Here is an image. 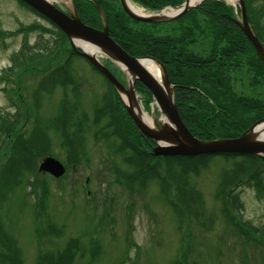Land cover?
<instances>
[{"label":"rangeland","instance_id":"1","mask_svg":"<svg viewBox=\"0 0 264 264\" xmlns=\"http://www.w3.org/2000/svg\"><path fill=\"white\" fill-rule=\"evenodd\" d=\"M50 1L74 11L72 0ZM251 1L253 7L264 9V0ZM227 3L238 8V2ZM56 35L50 21L18 0H0V126L4 118L20 120V124L11 123L6 138L3 134L8 132L0 130V139L7 140L0 163L15 133L27 136L40 127L49 139L47 151L37 157L35 171H24L23 183L9 191L0 205L2 230L14 239L22 264H37L40 253L64 251L72 241L79 245L72 264H264V178L259 187L225 185L222 190L224 174L241 158L215 156L198 167L183 163L185 187L193 191L190 202L195 209L187 206L196 212L184 215L174 208L184 205L176 186L163 189L164 179L168 181L164 161V179L151 177L143 185L129 182L126 177L135 171L127 160L129 150L120 149L118 136L103 133L108 132L111 115L95 121V112L112 86L82 56L68 60L73 49L69 37L61 41L60 57L38 51L45 45L42 39L53 40ZM27 46L39 57L13 62L14 54ZM101 60L127 84L116 63L102 56ZM59 65L67 77L42 86ZM247 83L236 80L235 90L252 95L245 89ZM138 94L143 106L147 105L143 93ZM151 108L150 104L147 112ZM71 112L62 129L58 117ZM159 114L156 110L155 115ZM77 117L85 118L86 125L80 131L82 145L73 150L65 138L76 132ZM48 155L67 166L61 178L38 172V164ZM174 167L176 173L183 170L181 164ZM29 179L34 185L31 192L26 186ZM229 189L238 194L240 209L226 201ZM50 225L56 232H49ZM4 249L0 241V252L9 255Z\"/></svg>","mask_w":264,"mask_h":264},{"label":"trees","instance_id":"2","mask_svg":"<svg viewBox=\"0 0 264 264\" xmlns=\"http://www.w3.org/2000/svg\"><path fill=\"white\" fill-rule=\"evenodd\" d=\"M18 1L39 14L23 0ZM97 1L104 11L110 35L129 54L136 57L151 56L165 66L173 86L180 116L197 138L202 140L236 138L257 120L264 118V60L239 26L234 6L224 0H204L173 21L147 23L129 16L118 0ZM132 1L148 10L158 11L168 5H180L184 0ZM245 3L249 23L264 45V9L253 7L251 0H245ZM73 4L85 23L96 28L103 27L104 19L92 0H73ZM54 26L57 29L56 37L53 40L42 39L45 45L38 51L54 53L55 57H60L61 41L68 39V36L57 25ZM206 44L208 47H205ZM33 49L28 46L21 48L14 54L15 58H12V61L15 63L31 62L39 57L38 52ZM74 55L80 54L72 49L68 60H71ZM63 71H65L63 66H57L42 86L50 87L52 83L62 81L67 77ZM115 73L120 75L117 71ZM243 79L248 82L245 89L252 91V95L241 94L235 90V81ZM137 89L143 93L148 102L152 99L151 90L142 82H137ZM105 100L103 106L95 112V121L106 114L111 115L112 120L108 132L103 133L104 136H118L121 140L120 149L123 147L129 150L130 155L127 160L134 165L135 171L126 177L127 180L129 182L139 181L143 185L151 177H161V167L164 161L168 170V181L167 178L161 177L164 179L163 189L167 191L171 184L176 186L177 195L184 204L174 206L179 215L190 211L189 207L194 208L192 207L194 203L190 202L193 191L185 187L187 181L184 171L187 169L183 163L190 162L194 167H198L215 156L241 158L231 172L224 174L222 190L225 185L232 189L242 185L249 187L262 185L263 155L231 153L196 156L154 155L152 149L157 142L138 129L114 88L110 89V94L106 95ZM146 107L149 108L148 103ZM70 114L72 115V112L61 113L58 117L57 121L64 125L62 129L67 127ZM11 118H4L0 126V130L5 129L8 132L3 134L5 138L9 135L12 124H20L16 116ZM73 125H75L76 132L74 135L67 133L65 139L74 150L82 145L80 131L82 132L86 125L85 118L77 117ZM15 134L13 141L8 139L7 146L10 150L0 163V205L9 191L23 183L24 178L21 174L24 171L27 173L35 171L37 157L43 155L49 145L47 134L40 127L27 136ZM3 136L0 139V155L7 142ZM155 160H158V164ZM177 164L183 165V170H179L178 173L174 171V166ZM26 186L31 192L34 187L32 180H27ZM225 199L232 208L240 209L239 196L231 192V189L225 194ZM56 229L55 226L50 225L49 232H56ZM0 241L6 249L4 250L9 252L7 256L0 252V264H22L20 250L16 247L12 236L2 230L1 223ZM78 249V242L72 241L64 251L40 253L37 264H72Z\"/></svg>","mask_w":264,"mask_h":264},{"label":"water","instance_id":"3","mask_svg":"<svg viewBox=\"0 0 264 264\" xmlns=\"http://www.w3.org/2000/svg\"><path fill=\"white\" fill-rule=\"evenodd\" d=\"M33 9L50 19L69 37L73 50L78 54L86 57L99 71H101L115 86L119 95L122 98L121 91L126 90L125 86L113 73V71L105 65L96 55L89 53L82 46L77 45L75 40L85 41L94 45L98 50H103L111 61L116 63L123 71L124 67L131 69L136 74V81H141L152 92L153 98L161 106L168 116L169 123H156V128L149 127L143 122L141 117L135 112L132 106L126 105L128 113L135 121L139 130L146 136L154 139L157 146L153 148V154L159 155H181V156H196L201 154H216V153H231V154H252L264 156V140L255 138L252 131L264 121V118L257 120L250 128L236 138H220L215 140H202L193 135L190 129L182 120L175 100L173 87L169 80L167 69L160 61L151 57H136L129 54L123 49L110 35L108 24L105 18L104 11L97 0H93L98 8L101 16L104 19L103 27L96 28L85 23L78 13L75 11L67 13L52 3L50 0H23ZM204 0L192 2V0H184L180 5L174 8H179L178 12L170 17L157 19L153 15H138L133 13L126 6L125 0H120L123 10L132 18L147 23L166 22L177 19L183 16L188 10L196 7ZM228 1V0H226ZM240 7L241 17L237 18L238 24L253 43L257 53L264 60V45L259 40L253 27L250 25L246 6L243 0H235ZM173 6H165L160 11ZM152 58L155 59L162 68L163 82L167 89H171L173 98L169 99L159 87L153 76L139 63L140 59ZM124 72V71H123ZM124 101V100H123ZM42 172H49L55 177H61L66 172L65 165L58 159L52 156L45 157L38 166Z\"/></svg>","mask_w":264,"mask_h":264},{"label":"bare ground","instance_id":"4","mask_svg":"<svg viewBox=\"0 0 264 264\" xmlns=\"http://www.w3.org/2000/svg\"><path fill=\"white\" fill-rule=\"evenodd\" d=\"M61 1V0H60ZM199 1V0H192V2ZM232 3L236 2L235 0H228ZM67 2V1H66ZM126 6L130 11H132L135 14L138 15H153L157 19H162L165 17H170L177 13L180 9L179 8H167L163 10L162 12L153 13L150 11L145 10L142 6L138 5L137 3L133 2L132 0H125ZM179 9V10H178ZM75 43L77 45L82 46L84 49H86L89 53L94 54L101 58V56H110L109 54H106L103 52V50H98L94 45L80 40H75ZM102 56V57H103ZM113 58L112 56H110ZM115 60V58H113ZM139 63L153 76V78L157 81L159 87L161 90L165 93L167 97H169L170 100H172L173 95L171 89H167L164 86L163 82V73L161 65L152 58H143L139 60ZM124 73L126 74V78L128 81V87L126 90L121 91L122 99L127 105H130L133 107L135 112L141 117L144 123H146L151 128H156V123H169L168 116L166 112H164L161 108V106L154 101L152 104V110L150 112H147L145 108L143 107L142 101L140 99V96L136 92L135 84H136V74L134 71H132L129 68L124 67ZM160 109V114L158 116L155 115L156 110ZM170 124V123H169ZM252 135L255 138H260L264 140V121L259 123V125L252 131Z\"/></svg>","mask_w":264,"mask_h":264}]
</instances>
